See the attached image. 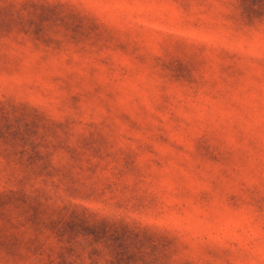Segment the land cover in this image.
Segmentation results:
<instances>
[{
	"label": "rangeland",
	"instance_id": "1",
	"mask_svg": "<svg viewBox=\"0 0 264 264\" xmlns=\"http://www.w3.org/2000/svg\"><path fill=\"white\" fill-rule=\"evenodd\" d=\"M0 264H264V0H0Z\"/></svg>",
	"mask_w": 264,
	"mask_h": 264
}]
</instances>
